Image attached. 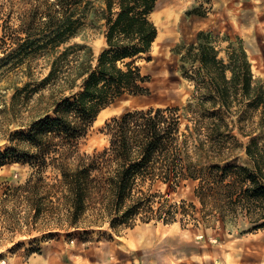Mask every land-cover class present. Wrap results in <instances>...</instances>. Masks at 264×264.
Here are the masks:
<instances>
[{
	"label": "rangeland",
	"instance_id": "1",
	"mask_svg": "<svg viewBox=\"0 0 264 264\" xmlns=\"http://www.w3.org/2000/svg\"><path fill=\"white\" fill-rule=\"evenodd\" d=\"M104 5L94 0L87 15L78 7L76 17L84 24L57 46L51 28L65 14L55 0H0V264H264V226L229 210L203 208L196 195L199 180L143 188L169 204L185 202L188 214L181 208L169 224L142 215L114 229L100 215L96 191L87 211L74 217L71 180L64 176L67 169L75 175L84 156L110 147L108 124L115 118L151 108L180 109V131L194 163L249 166L253 141L257 153H264V0H159L150 16L158 28L151 51L117 62L124 70L128 63L139 68L150 92L118 98L98 114L74 150L46 157V137L31 136L35 124L55 118L58 102L84 91V81L68 82L76 79L83 52L58 58L68 46L86 45L96 69L110 49L107 21L98 15ZM31 20L46 26L30 33ZM201 32L211 35L200 40ZM201 41L226 64L237 54L249 63L250 96L242 98L241 87L229 84L236 94L230 109L208 99L211 78L220 80L221 71L201 67ZM226 74L232 77V71Z\"/></svg>",
	"mask_w": 264,
	"mask_h": 264
},
{
	"label": "trees",
	"instance_id": "2",
	"mask_svg": "<svg viewBox=\"0 0 264 264\" xmlns=\"http://www.w3.org/2000/svg\"><path fill=\"white\" fill-rule=\"evenodd\" d=\"M55 1L60 12L65 14L60 24L51 28L55 31L52 39L59 46L77 36L84 24L83 18L76 17L77 8H83L82 12L87 15L94 0ZM104 2L98 15L107 21L110 49L101 55L96 69L93 71V51L86 45L68 46L58 58L67 59L76 49L83 52L76 79L68 78V82L74 86L77 80L84 81V91L75 95L74 100L65 98L58 102L53 111L55 118L48 116L35 124L31 136L36 140L46 137V157L53 153L65 155V152L68 154L74 150L98 114L118 98L125 94L137 96L150 92L143 85L148 78L142 76L139 68H133L128 63L127 70H124L117 66V62L151 51L158 37V28L150 16L159 0ZM48 21L51 25L55 23L51 15ZM41 24L46 26L43 20H31L28 31L37 33ZM210 35L201 32L198 37L202 40ZM199 45L201 67L208 72L215 68L221 71L220 80L211 78L214 91L208 99L230 109L236 96L229 88V84L233 83L241 87L242 98H248L252 89V75L243 55L237 54L236 59L230 61L233 66H230L218 59L210 43L201 41ZM228 70L232 71L230 79L226 74ZM54 74L55 68L50 77ZM179 111V108H151L115 118L108 124L110 147L84 156L75 175H71L66 168L64 176L71 180L76 219L87 211L92 192L96 191L100 195V215L109 219L114 229L119 225H130L142 215L147 221L154 217L169 224L176 220L181 208L188 214L186 203L169 204L167 199L163 200V195L154 197L149 191H144L145 185L150 184L151 189L158 182L178 185L184 180H199L196 195L203 208L211 210L212 207L218 212L229 210L233 216L250 217L251 225L255 227L264 226V153H257L253 141L247 148L251 160L249 166L194 163L188 155L187 135L180 131ZM56 141L59 144H55ZM60 149L64 152H59ZM10 154L8 151L6 155ZM256 216L260 218L254 220Z\"/></svg>",
	"mask_w": 264,
	"mask_h": 264
},
{
	"label": "bare ground",
	"instance_id": "3",
	"mask_svg": "<svg viewBox=\"0 0 264 264\" xmlns=\"http://www.w3.org/2000/svg\"><path fill=\"white\" fill-rule=\"evenodd\" d=\"M261 28H262V29H260V30L262 31V33H264V30H263V29H264V26H262Z\"/></svg>",
	"mask_w": 264,
	"mask_h": 264
}]
</instances>
